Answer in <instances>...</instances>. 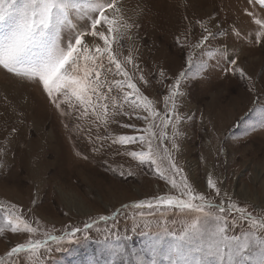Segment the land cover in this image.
I'll return each instance as SVG.
<instances>
[{"label":"rangeland","instance_id":"1","mask_svg":"<svg viewBox=\"0 0 264 264\" xmlns=\"http://www.w3.org/2000/svg\"><path fill=\"white\" fill-rule=\"evenodd\" d=\"M118 2L132 27L113 48L133 82L161 115L155 120L137 118L148 113L143 109L133 112L122 99L123 108L112 115L111 102L105 101L109 103V122L105 125L91 111L81 116L83 109L75 100L73 108L65 103L57 108L41 85L0 69V226L5 227L0 234V258L6 261L12 247L29 239L43 240L46 233L63 236L81 229L70 241L49 243L40 264H87L89 258L104 259L105 229L127 235L128 247L139 249L144 233L155 231L157 222L161 226L167 222L171 227L176 219L173 210L161 216L155 208L133 207L179 194L160 178L155 166L141 165L128 154L147 152L141 136H148L161 154L165 149L170 151L183 171L175 175L169 170L166 175L174 176L178 183L186 177L192 189L212 203L225 199L223 194L227 193L253 216L264 217V115H249L254 102L264 103V38L256 43L260 29L247 14L253 11L264 19V5L259 0L251 4L248 0ZM198 21L205 23L208 32ZM202 35L208 40L202 47L193 48ZM129 49H134L138 69L124 61ZM230 59L244 70V78L226 71L231 67ZM181 72L190 75L180 80L179 94L173 98L174 114L172 100L167 102L174 135L173 125L164 128L161 121L166 113L164 97ZM140 75L147 83L139 79ZM107 79L111 82L123 77L107 74ZM250 86L255 90L250 91ZM103 91L107 92V87ZM108 95L122 97L114 85ZM149 123L155 125L156 137L145 132ZM125 124L134 127H123ZM161 132L166 133L163 139ZM120 136L132 137L134 142L113 143ZM158 163L162 169L170 168L167 160ZM210 175L221 189L219 196L207 186ZM117 209L120 214L115 221L95 223ZM11 213L22 216L38 231L12 233L7 228ZM145 220L152 221L151 229H145ZM90 222L93 227L85 231L84 225ZM14 259L16 264H33L29 252Z\"/></svg>","mask_w":264,"mask_h":264},{"label":"snow or ice","instance_id":"2","mask_svg":"<svg viewBox=\"0 0 264 264\" xmlns=\"http://www.w3.org/2000/svg\"><path fill=\"white\" fill-rule=\"evenodd\" d=\"M253 2L254 0H248L250 4ZM259 2L264 5V0ZM247 14L259 26L256 43H260L264 38V19L257 18L253 11H248ZM198 23L204 32H208L203 21ZM131 27L121 14L118 0H0V69L41 85L57 108L61 107V103L73 108L75 100L79 108L83 109L81 116H87L91 111L92 116L105 125L109 122V103L105 101L111 102L112 115L126 103L133 112L143 109L148 113L147 117L137 118L147 121L151 117L155 120L161 113L133 82V76L123 67L118 58L119 53L113 48ZM184 36L187 39V34ZM207 40L208 36L202 35L201 41L193 45V48L202 47ZM177 43L180 44V37H177ZM133 51L134 49H129L124 61L138 69ZM188 62L191 66V56ZM236 63L235 59H230L228 64L231 67L226 71L233 75L238 73L244 78V70L237 67ZM102 74H105L104 79H101ZM107 74L123 79L109 82ZM189 75L190 73L181 72L169 95L164 97L166 113L161 123L164 128L172 124L174 135L175 124L172 116L167 113V102L172 100L174 114L176 105L173 98L179 94L180 80ZM163 76L164 73L161 72V77ZM139 79L147 83L143 75ZM113 85L122 93V97L108 95L113 91ZM105 87L107 92L103 91ZM126 88L131 91H126ZM249 90L255 89L250 86ZM121 99L123 103L119 102ZM256 112L264 115V103L254 102L249 115ZM123 127L134 125L125 124ZM154 127V124L149 123L145 129L151 137L157 135L153 131ZM165 136V132L160 133L161 139ZM117 142L121 145L131 144L134 138L120 136L118 141H113ZM140 142L147 143V152L132 151L128 154L141 165L155 166L160 178L166 180L172 189L178 190L179 194L160 196L155 202H140L133 207L155 208L161 216L168 210H173L176 219L172 221L171 227L167 222L163 226L157 222L155 231L144 233L145 240L139 249L128 247L127 235L121 236L118 232L105 229L101 249L104 259L89 258L87 264H264V217L253 216L246 208L238 206L227 193L223 194L225 199L212 203L204 194L195 192L186 177H182L178 183L174 176L166 175L169 170L175 175L183 171L172 160L170 151L165 149L161 154L158 148H153L148 136H141ZM172 147L175 148L174 143ZM158 160H167L170 168L162 169ZM207 186L218 196L221 195V189L211 175ZM119 214L120 209H117L112 216H100L95 223L115 221ZM139 215L143 217L145 214L141 212ZM244 222L247 223L246 228ZM143 223L145 229H151L152 221L145 220ZM92 227L91 222L84 225L85 231ZM7 228L12 233L23 231L34 234L38 231L15 213L10 214ZM237 228L240 229L239 232L236 231ZM4 231L5 227L0 226V234ZM79 232L81 229L75 228L63 236L46 233L43 240L29 239L27 243L12 247L7 252L9 259L6 261L0 258V264H16L14 257L25 252L33 254V264H40L49 243L70 241Z\"/></svg>","mask_w":264,"mask_h":264},{"label":"bare ground","instance_id":"3","mask_svg":"<svg viewBox=\"0 0 264 264\" xmlns=\"http://www.w3.org/2000/svg\"><path fill=\"white\" fill-rule=\"evenodd\" d=\"M136 45V44H135ZM9 92V91H8ZM46 102V101H45Z\"/></svg>","mask_w":264,"mask_h":264}]
</instances>
